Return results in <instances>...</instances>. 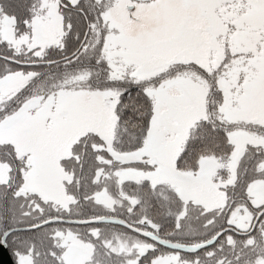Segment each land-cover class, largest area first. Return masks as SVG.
Masks as SVG:
<instances>
[{
  "label": "snow or ice",
  "instance_id": "obj_1",
  "mask_svg": "<svg viewBox=\"0 0 264 264\" xmlns=\"http://www.w3.org/2000/svg\"><path fill=\"white\" fill-rule=\"evenodd\" d=\"M5 250L264 264V0H0Z\"/></svg>",
  "mask_w": 264,
  "mask_h": 264
},
{
  "label": "water",
  "instance_id": "obj_2",
  "mask_svg": "<svg viewBox=\"0 0 264 264\" xmlns=\"http://www.w3.org/2000/svg\"><path fill=\"white\" fill-rule=\"evenodd\" d=\"M0 264H14L13 259L8 251H0Z\"/></svg>",
  "mask_w": 264,
  "mask_h": 264
},
{
  "label": "flooded vegetation",
  "instance_id": "obj_3",
  "mask_svg": "<svg viewBox=\"0 0 264 264\" xmlns=\"http://www.w3.org/2000/svg\"><path fill=\"white\" fill-rule=\"evenodd\" d=\"M10 253V252H9ZM10 255H11V253H10ZM14 262V261H13Z\"/></svg>",
  "mask_w": 264,
  "mask_h": 264
}]
</instances>
